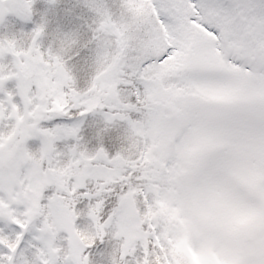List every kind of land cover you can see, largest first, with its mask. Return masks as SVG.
Segmentation results:
<instances>
[{"label": "snow or ice", "instance_id": "1", "mask_svg": "<svg viewBox=\"0 0 264 264\" xmlns=\"http://www.w3.org/2000/svg\"><path fill=\"white\" fill-rule=\"evenodd\" d=\"M0 264H264V0H0Z\"/></svg>", "mask_w": 264, "mask_h": 264}]
</instances>
